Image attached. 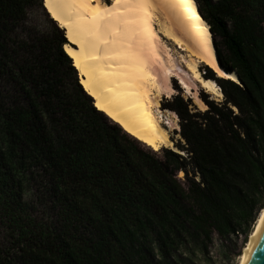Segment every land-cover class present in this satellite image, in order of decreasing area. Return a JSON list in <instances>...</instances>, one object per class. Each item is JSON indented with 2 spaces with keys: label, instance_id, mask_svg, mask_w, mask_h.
<instances>
[{
  "label": "trees",
  "instance_id": "16d2710c",
  "mask_svg": "<svg viewBox=\"0 0 264 264\" xmlns=\"http://www.w3.org/2000/svg\"><path fill=\"white\" fill-rule=\"evenodd\" d=\"M194 2L237 81L205 66L220 100L161 103L182 153H156L95 108L56 20L47 38L17 37L29 9L48 15L43 0H0V75L16 87L0 104V264H189L181 250L206 251L214 233L244 245L264 203V0Z\"/></svg>",
  "mask_w": 264,
  "mask_h": 264
},
{
  "label": "bare ground",
  "instance_id": "6f19581e",
  "mask_svg": "<svg viewBox=\"0 0 264 264\" xmlns=\"http://www.w3.org/2000/svg\"><path fill=\"white\" fill-rule=\"evenodd\" d=\"M43 4L64 29L69 41L64 44V50L95 108L153 150L162 146L176 150L168 135V129L173 126L166 120L163 123L167 129L160 124L163 111L157 106L159 96L151 93L156 79L142 54L145 50L155 56L163 82L168 84L176 77L170 62L168 65L166 57L156 49L157 35L161 34L186 53L181 54L180 62L190 78L205 91L220 95L214 80L200 74L198 61H204L216 76L237 81L234 72L218 66L208 26L194 0H111L109 4L101 0H43ZM158 9L172 15L173 27L178 31L172 29L165 17L158 16ZM178 78L186 86L183 78ZM262 208L238 255V262Z\"/></svg>",
  "mask_w": 264,
  "mask_h": 264
},
{
  "label": "rangeland",
  "instance_id": "374dc122",
  "mask_svg": "<svg viewBox=\"0 0 264 264\" xmlns=\"http://www.w3.org/2000/svg\"><path fill=\"white\" fill-rule=\"evenodd\" d=\"M101 1L108 3V4L111 2V0H101ZM157 14L158 16H160V18L162 17L164 19L165 17V19H167L169 24L171 25L172 29H174L175 31H178L176 27H173L174 25L172 22V15L170 13H165L164 11L162 10L159 11L158 9ZM26 16H27L26 21L23 23V26L18 29L19 31H18L17 37L20 40L26 41V37H27L29 39L32 38V40L35 41L40 36L41 37L43 36L42 38L44 37L47 38L53 32L54 29L49 22V17H50L49 13L48 15H46L42 10L29 9ZM154 27L155 29H157V25L156 26L154 25ZM210 41H211L212 48L214 50L211 35H210ZM154 42L156 44L157 51L160 54L164 55L163 58L166 57L165 58L166 61L168 60L167 61L168 65L170 62L169 66L171 67L172 72H174L176 76V77H172V81L169 82L168 84L167 82H163L160 77L161 72H160L158 62L155 56L143 49L145 52L142 51V54L145 57L146 66L147 68H149L148 69L149 72L151 74L153 73L156 79V82L154 86L152 87L153 91L151 90L152 91L151 93L152 95L157 93L159 96L157 98L158 100L157 106L163 111L162 116L159 117L160 124L167 129V127L163 123V121L166 120L168 121L169 124L173 126L172 129L170 130L168 129V135H169V139L174 145L176 141L181 140L178 134L177 116L172 110L168 108H161V103H163L166 99L167 100L170 99L172 95L177 94V95L182 96L184 100H187L188 108L190 111L203 110L205 108V104L198 96L199 90L206 93L208 99H212L215 101L220 100L222 98V94L220 92L218 85L216 87H217V90H219L220 95L212 94L211 92L205 91L204 88L200 87L196 82H194L190 78L189 73L182 66L183 63L180 62L181 54L185 55L186 53L180 50L179 48H177L175 44L171 43L169 39L159 34L155 37ZM197 64H198L199 72L202 75V69H204V67L207 65L204 63V61H198ZM177 76L178 77L180 76L183 78V80L186 83V86H182V84L179 83V78ZM12 89H13V97H14V94H16L15 92L16 87L13 86V83H10L8 77L4 75L3 76L0 75V104L7 106L9 103H11L10 102L11 98L9 95L12 93L11 92ZM150 95L151 94L147 95L148 99H150L149 98L151 97ZM143 146L147 147L145 145ZM161 148H163V146L153 151L158 153ZM175 151L182 153V151L179 150L178 148H176ZM176 175L180 180L183 179L182 177L183 173L181 171L177 172ZM25 199L29 201L33 209V213L36 216L45 215L46 208H45V205L42 203V195H41V190H40V186L38 185V182H31L28 184V187L26 188V192H25ZM248 236L246 238V241L248 239ZM241 238H242V235L237 234L236 236H230V239L228 241L226 240L222 241L214 233L212 235L210 242L207 245L206 251L197 249V246H192L190 249H182L181 252L183 256L190 259L189 264H237L239 254L237 255L236 252L238 250H240L241 252V250L243 249V246L246 243L245 241L244 245L241 247L240 246Z\"/></svg>",
  "mask_w": 264,
  "mask_h": 264
},
{
  "label": "water",
  "instance_id": "95a60500",
  "mask_svg": "<svg viewBox=\"0 0 264 264\" xmlns=\"http://www.w3.org/2000/svg\"><path fill=\"white\" fill-rule=\"evenodd\" d=\"M238 264H264V205Z\"/></svg>",
  "mask_w": 264,
  "mask_h": 264
},
{
  "label": "snow or ice",
  "instance_id": "6c2138e0",
  "mask_svg": "<svg viewBox=\"0 0 264 264\" xmlns=\"http://www.w3.org/2000/svg\"><path fill=\"white\" fill-rule=\"evenodd\" d=\"M73 43H75V41H73Z\"/></svg>",
  "mask_w": 264,
  "mask_h": 264
}]
</instances>
